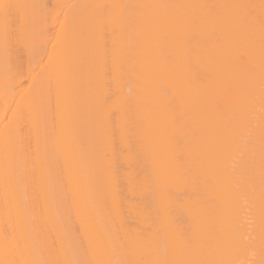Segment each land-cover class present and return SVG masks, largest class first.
I'll return each mask as SVG.
<instances>
[{
  "label": "bare ground",
  "instance_id": "6f19581e",
  "mask_svg": "<svg viewBox=\"0 0 264 264\" xmlns=\"http://www.w3.org/2000/svg\"><path fill=\"white\" fill-rule=\"evenodd\" d=\"M0 264H264V0H0Z\"/></svg>",
  "mask_w": 264,
  "mask_h": 264
},
{
  "label": "rangeland",
  "instance_id": "374dc122",
  "mask_svg": "<svg viewBox=\"0 0 264 264\" xmlns=\"http://www.w3.org/2000/svg\"><path fill=\"white\" fill-rule=\"evenodd\" d=\"M181 219V218H180ZM180 219L178 218V221L180 222ZM134 220H131V222H133ZM182 221V220H181ZM134 223H135V221H134ZM134 223H132V224H134ZM135 225V224H134Z\"/></svg>",
  "mask_w": 264,
  "mask_h": 264
}]
</instances>
